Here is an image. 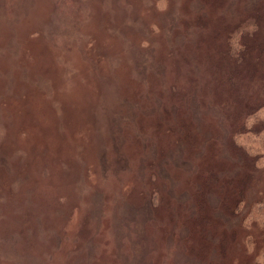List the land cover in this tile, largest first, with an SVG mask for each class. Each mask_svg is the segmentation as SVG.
Wrapping results in <instances>:
<instances>
[{"label":"rangeland","instance_id":"374dc122","mask_svg":"<svg viewBox=\"0 0 264 264\" xmlns=\"http://www.w3.org/2000/svg\"><path fill=\"white\" fill-rule=\"evenodd\" d=\"M0 264H264V0H0Z\"/></svg>","mask_w":264,"mask_h":264}]
</instances>
